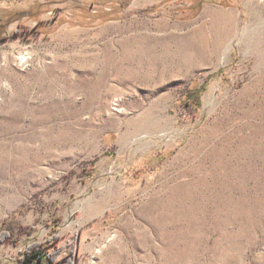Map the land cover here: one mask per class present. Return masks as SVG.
<instances>
[{"label": "rangeland", "instance_id": "rangeland-1", "mask_svg": "<svg viewBox=\"0 0 264 264\" xmlns=\"http://www.w3.org/2000/svg\"><path fill=\"white\" fill-rule=\"evenodd\" d=\"M264 264V0H0V264Z\"/></svg>", "mask_w": 264, "mask_h": 264}, {"label": "trees", "instance_id": "trees-1", "mask_svg": "<svg viewBox=\"0 0 264 264\" xmlns=\"http://www.w3.org/2000/svg\"><path fill=\"white\" fill-rule=\"evenodd\" d=\"M50 260L48 254H45L40 251L39 248H34L32 250L26 251L24 255V264H43L44 260Z\"/></svg>", "mask_w": 264, "mask_h": 264}]
</instances>
